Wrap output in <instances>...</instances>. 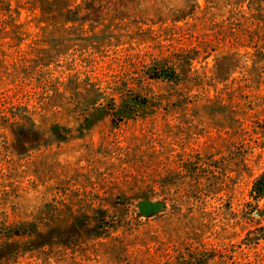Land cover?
I'll list each match as a JSON object with an SVG mask.
<instances>
[{"label":"rangeland","instance_id":"1","mask_svg":"<svg viewBox=\"0 0 264 264\" xmlns=\"http://www.w3.org/2000/svg\"><path fill=\"white\" fill-rule=\"evenodd\" d=\"M263 174L264 0H0V264H264Z\"/></svg>","mask_w":264,"mask_h":264},{"label":"trees","instance_id":"2","mask_svg":"<svg viewBox=\"0 0 264 264\" xmlns=\"http://www.w3.org/2000/svg\"><path fill=\"white\" fill-rule=\"evenodd\" d=\"M158 73L157 71L154 72V76H156ZM118 117H121L120 114H117ZM252 195L256 200H260L264 198V174L261 175L255 182L253 190H252ZM7 230V235L10 236H17V237H26L27 235L31 236L32 234L38 233L40 234L36 228H33V226L30 227H16V228H8ZM1 234V232H0ZM31 243V242H30ZM48 243H44L41 246H46ZM33 245H31L30 249H34Z\"/></svg>","mask_w":264,"mask_h":264}]
</instances>
